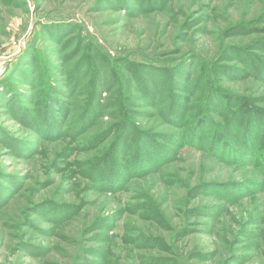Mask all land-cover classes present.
Returning <instances> with one entry per match:
<instances>
[{
	"label": "rangeland",
	"instance_id": "1",
	"mask_svg": "<svg viewBox=\"0 0 264 264\" xmlns=\"http://www.w3.org/2000/svg\"><path fill=\"white\" fill-rule=\"evenodd\" d=\"M0 264H264V0H0Z\"/></svg>",
	"mask_w": 264,
	"mask_h": 264
}]
</instances>
